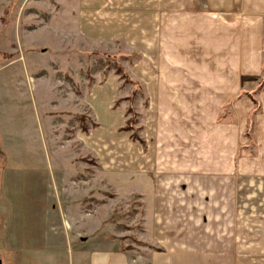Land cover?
Listing matches in <instances>:
<instances>
[{
    "label": "rangeland",
    "instance_id": "rangeland-1",
    "mask_svg": "<svg viewBox=\"0 0 264 264\" xmlns=\"http://www.w3.org/2000/svg\"><path fill=\"white\" fill-rule=\"evenodd\" d=\"M75 1L0 0V264H18L35 253L43 263L57 254L65 264L68 251L89 253L103 243L135 255L162 250L143 229L151 219L161 222L160 198L155 207L150 201L151 174L158 188L169 186L180 179L173 174L161 180L167 176L160 172L177 173L178 163L172 157L168 163L172 136L150 128L143 85L135 90L131 79L138 66L145 76L151 45L129 21L123 35L89 41L67 18L77 16ZM79 77L87 83H77ZM94 128L105 138L97 151L78 139L80 131ZM134 132L161 139L162 148L131 141ZM224 137L213 132V139ZM233 155L230 147L213 146V212L202 213L213 215L218 263L230 251L231 236L238 237V222L248 221L252 229L264 220L258 217L264 215V183L244 196L246 206H237L242 164L234 165ZM95 173L99 181L92 180ZM80 205L85 209L77 213ZM243 211L250 217L244 219Z\"/></svg>",
    "mask_w": 264,
    "mask_h": 264
},
{
    "label": "crops",
    "instance_id": "crops-1",
    "mask_svg": "<svg viewBox=\"0 0 264 264\" xmlns=\"http://www.w3.org/2000/svg\"><path fill=\"white\" fill-rule=\"evenodd\" d=\"M72 7L77 16L66 11L67 18L89 41L123 35L127 21L144 33L153 55L145 62V76L139 75L143 66L131 71L133 89L143 85L150 128L172 136L168 163L170 157L178 163L177 173L161 171L167 176L161 180H170L173 174L180 180L158 188L157 177L151 174L155 185L150 201L155 207L160 198L156 207L161 222L157 225L151 219L143 229H150L163 251L135 255L128 247L116 249L103 243L89 253L82 247L68 251L65 264H264V220L252 229L245 225L248 221L238 222V237L231 236L230 251L218 263L217 254L213 255V215H202L213 212V146L234 149L232 163L242 164L241 171L236 168L240 178H235L243 182L235 192L236 197L243 196L237 205L240 209L246 206L244 196L264 183V0H76ZM76 82L87 80L79 77ZM213 132L225 137L213 139ZM79 133L78 139L96 151L105 143L99 128ZM137 137L134 142L145 147L163 145L155 136ZM95 174L92 180L99 181ZM84 182L89 196V180ZM85 202L88 205V199ZM83 209L80 205L74 210ZM241 216L250 217L245 211ZM82 234L76 233L79 241ZM56 255L43 263L35 253L19 258L18 264L24 260L25 264H60Z\"/></svg>",
    "mask_w": 264,
    "mask_h": 264
},
{
    "label": "trees",
    "instance_id": "trees-1",
    "mask_svg": "<svg viewBox=\"0 0 264 264\" xmlns=\"http://www.w3.org/2000/svg\"><path fill=\"white\" fill-rule=\"evenodd\" d=\"M244 80H248V79H244ZM131 110H132V108H131ZM133 136H134V138L132 137V139H133L134 141L138 142L139 139H138L137 135H136V134H133Z\"/></svg>",
    "mask_w": 264,
    "mask_h": 264
}]
</instances>
